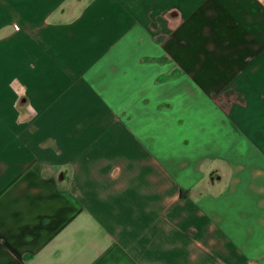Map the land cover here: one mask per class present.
I'll return each instance as SVG.
<instances>
[{
  "label": "crops",
  "instance_id": "1",
  "mask_svg": "<svg viewBox=\"0 0 264 264\" xmlns=\"http://www.w3.org/2000/svg\"><path fill=\"white\" fill-rule=\"evenodd\" d=\"M0 264H264V0H0Z\"/></svg>",
  "mask_w": 264,
  "mask_h": 264
}]
</instances>
